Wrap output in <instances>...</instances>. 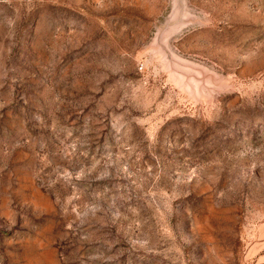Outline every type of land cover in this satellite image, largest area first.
<instances>
[{
  "label": "rangeland",
  "instance_id": "1",
  "mask_svg": "<svg viewBox=\"0 0 264 264\" xmlns=\"http://www.w3.org/2000/svg\"><path fill=\"white\" fill-rule=\"evenodd\" d=\"M0 264H264V0H0Z\"/></svg>",
  "mask_w": 264,
  "mask_h": 264
}]
</instances>
